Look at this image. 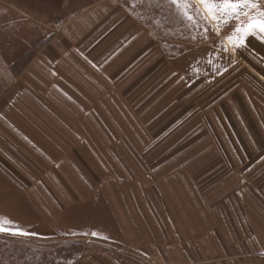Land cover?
<instances>
[{"label": "rangeland", "instance_id": "rangeland-1", "mask_svg": "<svg viewBox=\"0 0 264 264\" xmlns=\"http://www.w3.org/2000/svg\"><path fill=\"white\" fill-rule=\"evenodd\" d=\"M196 10L203 21L195 13L183 87L159 97L146 86L145 99L115 104L130 116L114 119L112 135L87 136L91 150L66 152L73 162L63 173L87 175L91 183L74 189L88 195L74 193L66 208L52 198L42 214L30 198L18 228L35 235L0 233V264H71L81 254L75 243L87 239L138 246L146 264H264V44L249 38L262 72L249 69V47L228 39L237 22ZM98 192H113L112 205Z\"/></svg>", "mask_w": 264, "mask_h": 264}, {"label": "crops", "instance_id": "crops-1", "mask_svg": "<svg viewBox=\"0 0 264 264\" xmlns=\"http://www.w3.org/2000/svg\"><path fill=\"white\" fill-rule=\"evenodd\" d=\"M195 8L203 5L188 0L182 10L171 0H0V220L6 226L19 227L30 198L38 199L42 214L52 198L66 208L74 193L88 195L74 189V183L90 182L87 175L63 173L73 162L66 152L91 150L87 136L112 135L114 119L130 116L115 104L145 99L146 91H139L146 86L159 97L178 93L179 65L185 60L186 71L193 70L195 13L203 21ZM252 53L256 62L250 59L249 69L262 72ZM96 195L112 205L113 192ZM86 241L75 243L81 254L71 264H146L138 246Z\"/></svg>", "mask_w": 264, "mask_h": 264}, {"label": "snow or ice", "instance_id": "snow-or-ice-1", "mask_svg": "<svg viewBox=\"0 0 264 264\" xmlns=\"http://www.w3.org/2000/svg\"><path fill=\"white\" fill-rule=\"evenodd\" d=\"M171 3L180 6L182 10L188 7V0H184L183 4L181 0H171ZM196 3L203 5L212 21L219 22L226 16L237 22L233 36L228 38L233 42L234 48L249 47L251 44L249 38L264 44V3L262 0H196ZM184 15L189 20L193 19L192 16L187 15L186 11H184ZM0 233H7L12 236L35 235L19 228L8 227L2 220H0ZM92 235L98 234L94 232Z\"/></svg>", "mask_w": 264, "mask_h": 264}]
</instances>
